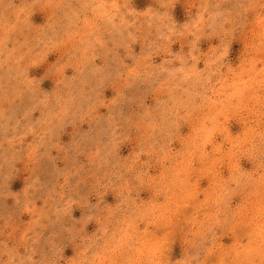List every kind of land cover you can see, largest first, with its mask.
Returning <instances> with one entry per match:
<instances>
[{"label": "rangeland", "instance_id": "obj_1", "mask_svg": "<svg viewBox=\"0 0 264 264\" xmlns=\"http://www.w3.org/2000/svg\"><path fill=\"white\" fill-rule=\"evenodd\" d=\"M0 264H264V0H0Z\"/></svg>", "mask_w": 264, "mask_h": 264}]
</instances>
